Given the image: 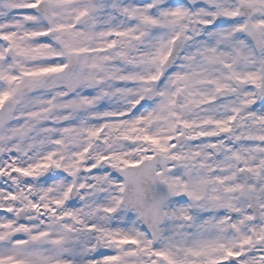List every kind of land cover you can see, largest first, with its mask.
<instances>
[{
  "label": "snow or ice",
  "instance_id": "snow-or-ice-1",
  "mask_svg": "<svg viewBox=\"0 0 264 264\" xmlns=\"http://www.w3.org/2000/svg\"><path fill=\"white\" fill-rule=\"evenodd\" d=\"M0 264H264V0H0Z\"/></svg>",
  "mask_w": 264,
  "mask_h": 264
}]
</instances>
